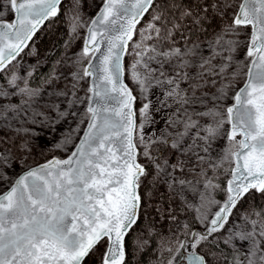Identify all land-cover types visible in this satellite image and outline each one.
Segmentation results:
<instances>
[{"label": "snow or ice", "instance_id": "obj_1", "mask_svg": "<svg viewBox=\"0 0 264 264\" xmlns=\"http://www.w3.org/2000/svg\"><path fill=\"white\" fill-rule=\"evenodd\" d=\"M92 257L264 264V0H0V264Z\"/></svg>", "mask_w": 264, "mask_h": 264}, {"label": "rangeland", "instance_id": "obj_2", "mask_svg": "<svg viewBox=\"0 0 264 264\" xmlns=\"http://www.w3.org/2000/svg\"><path fill=\"white\" fill-rule=\"evenodd\" d=\"M6 18L11 20L12 16H7ZM63 20H64V17H63V15H61L60 17L56 18L55 20L49 21L46 25H44L40 29V31L33 38V41L30 42V44H29V47H32L33 45L35 46L36 55L35 56L25 55L29 51V49H25V53H22V55H24V57H25L24 58V64H35L38 59L43 61V64L46 63V59H47L49 53L52 51L56 42L60 38V27H61V23ZM64 26H65V24H64ZM65 29H66V33L63 37L64 42L62 44V51L59 54L56 61L63 60L66 56L74 57V54H78L80 49L82 48L83 37H80V38H77L75 41H73L72 44L67 49H65L64 44H65V41L68 39V30H67L66 26H65ZM128 59L129 58L126 57L125 61L127 62ZM22 67H23V65H22ZM87 86H88L87 82L81 83L80 90L78 92V95L81 98L84 97ZM45 99H47V97H45ZM85 107H86L85 104L78 105L79 112L83 113ZM73 123H75V122L73 121ZM67 126L68 125H66V124L58 125L57 126V132H56V134L51 136V139L42 138L40 141L41 148H45L46 146L51 145L57 139H59L60 135L63 133L64 129ZM69 150H71V148H69ZM51 155H52V153L46 152V156L49 157ZM55 155L64 156V153L61 151H56ZM38 159L40 161H42L45 159V157L40 156V157H38ZM147 221L148 220L144 219L143 222L147 223ZM95 260H96V258L92 257L86 262V264H95Z\"/></svg>", "mask_w": 264, "mask_h": 264}, {"label": "trees", "instance_id": "obj_3", "mask_svg": "<svg viewBox=\"0 0 264 264\" xmlns=\"http://www.w3.org/2000/svg\"><path fill=\"white\" fill-rule=\"evenodd\" d=\"M49 21H47L45 23V25L48 23ZM66 33V29H65V26H64V23L62 21L61 23V27H60V38L58 39V41L56 42L54 48L52 49V51L49 53L47 59H46V63L43 64L40 68H39V71L37 73V76L39 77V75L41 73L43 74H47L49 69L52 67V65L55 63V61L57 60L59 54L61 53L62 51V44L64 42V35ZM35 84H39L40 83V80L39 79H36ZM50 157V156H49Z\"/></svg>", "mask_w": 264, "mask_h": 264}, {"label": "flooded vegetation", "instance_id": "obj_4", "mask_svg": "<svg viewBox=\"0 0 264 264\" xmlns=\"http://www.w3.org/2000/svg\"><path fill=\"white\" fill-rule=\"evenodd\" d=\"M160 193H161V194L164 193V189H163V188L160 189ZM161 203H162V202H161ZM157 206H159V205H157ZM165 206H166V205H165ZM146 212H147V213H151L152 215H155V213L153 212V205H152V203H149V205L147 206ZM144 219H145V220H148V216L145 215Z\"/></svg>", "mask_w": 264, "mask_h": 264}, {"label": "water", "instance_id": "obj_5", "mask_svg": "<svg viewBox=\"0 0 264 264\" xmlns=\"http://www.w3.org/2000/svg\"><path fill=\"white\" fill-rule=\"evenodd\" d=\"M45 23H46V22H45ZM44 25H45V24H44ZM38 32H39V31H38ZM38 32H37V33H38ZM33 38H34V37H33ZM57 156H59V155H57ZM61 158H63V156H61ZM40 162H43V160H42V161H40Z\"/></svg>", "mask_w": 264, "mask_h": 264}]
</instances>
